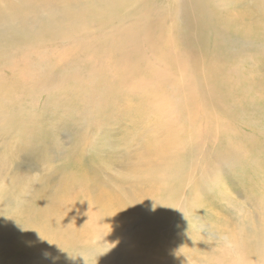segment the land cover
<instances>
[{"label": "rangeland", "instance_id": "1", "mask_svg": "<svg viewBox=\"0 0 264 264\" xmlns=\"http://www.w3.org/2000/svg\"><path fill=\"white\" fill-rule=\"evenodd\" d=\"M207 5L222 23L211 35L229 42L232 57L225 58L241 92L261 97L264 0ZM79 25L68 38L8 46L0 60V264H264V134L219 109L215 119L234 124L230 147L215 133H193L200 126L191 128L188 112L156 111L124 88L107 92L68 49L96 40V29L105 34L113 24L104 30ZM144 54L158 63L149 50ZM7 61L26 68L12 89L4 82ZM166 132L177 134L176 156L149 170L147 153ZM194 135L201 139L194 142ZM63 192L80 204V220L65 236L80 239L60 246L29 231L44 224L41 201L29 198L54 199L52 210L63 219ZM95 198L124 205L111 203L112 214H105ZM14 218L25 222L24 234L13 230Z\"/></svg>", "mask_w": 264, "mask_h": 264}, {"label": "bare ground", "instance_id": "2", "mask_svg": "<svg viewBox=\"0 0 264 264\" xmlns=\"http://www.w3.org/2000/svg\"><path fill=\"white\" fill-rule=\"evenodd\" d=\"M93 2L96 1L85 0L82 7L81 0H0V60L5 59L8 46L20 50L39 38L43 41L68 38L80 28L79 24L87 30L94 25L104 30L111 23L113 26L104 31L105 34L96 29V40L80 42L68 49V53L80 57L91 67L92 76L102 80L107 92L124 88L131 95L135 93L134 99L143 100L156 111L176 115L180 111L188 112L192 116V119L188 117L191 128L200 126L193 133L206 136L215 133L230 147L235 146L231 134L234 124L216 120L219 109L226 117L239 118L264 134V94L260 97L250 90L241 92L242 83L235 80L229 70L230 62L225 58V55L230 60L232 57L229 42L222 38L214 40L211 35L213 30L221 32L223 26L207 5L208 0H164V3L163 0H100L102 10ZM39 5L43 7L41 14ZM145 50H149L158 63H150ZM68 53L58 57H67ZM7 62L10 77L4 82L7 89H12L22 80L26 68L16 69ZM44 69L51 71V64L46 62ZM12 121L11 117L4 119L6 123ZM191 139L197 142L201 137L194 135ZM178 148L177 134L166 132L155 144V152L148 151L151 161L144 162L145 167L152 170V166L168 164L174 160L176 154L172 153ZM162 149H168L167 153ZM152 159L157 162L153 164ZM67 194L63 192L58 196L67 204L63 223L52 210L54 199L43 201L31 196L29 200L41 201L37 211L44 217V224L32 225L29 231L47 236L60 246L78 241V233L65 236L70 225L80 217V204ZM97 199L95 202L100 201L97 208L102 207L105 214H112L114 203L117 207L124 205L120 200L110 199L104 203ZM20 212L26 214V206L21 207ZM24 223L14 218L13 230L24 234ZM261 232L264 234L262 227Z\"/></svg>", "mask_w": 264, "mask_h": 264}]
</instances>
